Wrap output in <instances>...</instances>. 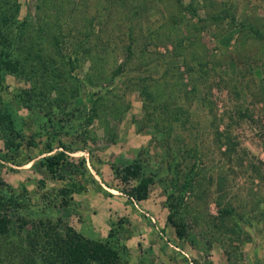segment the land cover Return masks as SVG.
<instances>
[{
  "label": "rangeland",
  "instance_id": "obj_1",
  "mask_svg": "<svg viewBox=\"0 0 264 264\" xmlns=\"http://www.w3.org/2000/svg\"><path fill=\"white\" fill-rule=\"evenodd\" d=\"M17 1L4 24L16 2L0 0V50L24 22L57 30L67 56L46 42L49 72H67L70 90L100 73L103 91L96 112L87 87L45 114L19 97L34 85L47 95L46 79L2 72L0 108L22 131L2 118L0 195L16 208L0 264H22L13 243L40 222L108 243L122 264H264V0ZM57 151L69 159L54 176L41 161ZM134 162L151 182L143 201L132 198L139 180L116 173Z\"/></svg>",
  "mask_w": 264,
  "mask_h": 264
},
{
  "label": "trees",
  "instance_id": "obj_2",
  "mask_svg": "<svg viewBox=\"0 0 264 264\" xmlns=\"http://www.w3.org/2000/svg\"><path fill=\"white\" fill-rule=\"evenodd\" d=\"M115 1H117L120 5L127 4L125 0ZM15 2V6H13L14 9L12 10L13 14L11 13L12 16L8 17V20H6L4 24H9V21H16V18L20 13V5L17 0H15ZM46 3L47 1L43 0L41 9L45 8ZM92 22L90 23L92 24ZM48 29L54 33L51 34L48 31L43 30L42 28L39 29V27H33V29H31V25L27 22H24L20 34L17 35L10 44L3 43V46L6 48H2L0 50V81L3 82L5 79L3 73L12 74L18 78L23 77L27 80H29V74L31 73L34 74L31 77L32 79H37V77L46 79L49 84L47 95L43 91H39L38 87L34 85L31 90L24 92V94L20 95L19 97L20 101L26 106H29L30 108L31 106L37 107L45 114L46 112L43 107H45L46 105V110L49 109V112L47 114L57 112L62 109L63 106H66V103L70 102L66 97L67 92H70L71 98H75L78 94L81 93L82 89H85L87 93L86 89L87 87H90L96 90L95 93L92 94V96L95 98L93 102L95 108H93L92 111L96 112L98 103L102 99L100 91H103V87H97V83H95L91 78H95V80L101 79L102 74L92 73L88 75L87 80H82L79 78L76 80V83H80V86L75 90L68 89V85L71 83L69 82V75L67 74V72L66 74L63 71L60 72V74H56V72L51 73L49 72L50 67H46L47 64L48 66H51V57L47 54L48 49H46V42H49L53 47L55 57L57 55L67 56L63 54L64 47L62 46V33H59L57 30L54 31L49 27ZM91 34H94L92 30L89 34H86L87 40L90 36H93ZM44 38H48V40L44 41ZM12 43L16 45H13ZM81 47L82 45L80 44V42H77L75 44L74 52L76 56L78 54H81ZM129 50L131 52L132 48L130 47ZM87 53H89V51ZM77 62L78 60L73 61L71 72L77 69ZM63 73L66 75L65 80H62ZM70 87L72 88L73 85ZM51 89L55 90V94L57 95L56 98H52V93L51 91H49ZM141 89V93L146 96L151 104L158 100L160 93L151 92L149 91L148 87H142ZM32 99L41 100V102L31 105L27 104L28 102H32ZM70 104L72 103L70 102ZM10 114L12 113H7L6 105H4L3 109L0 108V122H2V118H4L6 125L5 129L11 133L16 132L18 134L22 131L21 121L15 117L10 116ZM87 117L88 122L90 123L93 117L90 114H88ZM15 147H17L15 142H11L8 144L9 150H13ZM63 148L68 149L67 147ZM54 150L55 148L50 144L46 152L52 153ZM71 151L76 152L74 150ZM68 159L69 157L65 152L57 151L56 153H53L43 159L41 161V165L51 175L56 176L60 172V169L64 168L67 165ZM116 169L117 175L121 176L123 180H139V183L135 188V194L132 195V198L136 199L137 201L146 200L148 197L151 182L147 178H142V164L139 162H134L130 165L125 166L124 168ZM189 185V183H186V190L190 188ZM177 200L181 201L179 205H181L184 201L182 197L176 199V202H178ZM10 208H16V203H14L12 199H6L5 197H2L0 195V238H3V240L10 237L12 221L6 215L7 210H9ZM170 220H173L172 215L170 216ZM173 224H175V228L180 238L184 237L185 230L184 225H182L183 223H177L173 221ZM58 227L59 225L52 226L45 222H40L33 227V230L27 234L26 238L22 237L19 239V241H15L12 248H16V251L14 250V253H16V256L19 259L20 263L122 264L119 252L115 248L111 247L108 243L86 239L80 234L71 230L60 233ZM23 244L25 245V247H23ZM27 247L30 248L26 249Z\"/></svg>",
  "mask_w": 264,
  "mask_h": 264
}]
</instances>
